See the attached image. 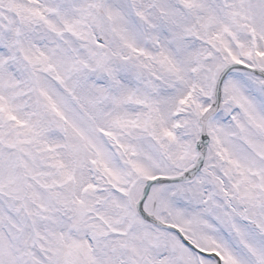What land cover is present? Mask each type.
Returning a JSON list of instances; mask_svg holds the SVG:
<instances>
[{
    "label": "snow or ice",
    "instance_id": "6c2138e0",
    "mask_svg": "<svg viewBox=\"0 0 264 264\" xmlns=\"http://www.w3.org/2000/svg\"><path fill=\"white\" fill-rule=\"evenodd\" d=\"M0 264H264V0H0Z\"/></svg>",
    "mask_w": 264,
    "mask_h": 264
}]
</instances>
